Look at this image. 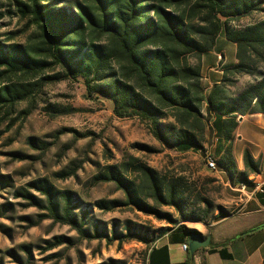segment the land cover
Instances as JSON below:
<instances>
[{"label": "trees", "instance_id": "16d2710c", "mask_svg": "<svg viewBox=\"0 0 264 264\" xmlns=\"http://www.w3.org/2000/svg\"><path fill=\"white\" fill-rule=\"evenodd\" d=\"M60 2L15 0L20 15L38 32L37 39L26 45L0 42V125L7 120L9 127L14 124L17 119L12 116L17 106L33 97L38 83L82 79L88 97L109 98L117 117L139 118L165 147L203 150L205 143L215 138L216 152L222 132L227 145L217 158L218 166L231 184H252L249 175L261 173L260 162L245 148L244 169H238L233 142L240 117L264 113V19L246 25H234L232 21L262 10L264 0H71L69 5ZM199 15L200 19L195 21ZM221 33L236 45L237 62L226 67L222 79L207 91L201 60L215 48ZM192 58L197 62L193 63ZM56 67L63 73L44 75ZM243 74L252 80L236 88ZM39 76L37 82L27 80ZM23 113L27 116L30 109ZM28 142L33 147L48 148L47 143L34 137ZM135 147L155 151L144 144ZM124 157L120 163L106 165L94 179L97 183L114 182L123 191L125 201H101L97 203L100 208L133 205L146 214L176 222L159 208L171 206L182 221L206 222L211 203L201 193H193L185 176L161 173L134 154L126 153ZM28 185L46 196L47 204L42 206L49 210L51 218L84 231L87 211L82 210L81 218L77 217V204L69 192L62 193L61 206L57 190L47 179ZM18 194L30 200V204H39L28 189H20ZM229 215L232 213L220 209L215 220ZM177 226L175 230L188 238L197 233L180 222ZM170 229L166 227L161 232ZM128 230L139 231L133 226H128ZM139 236L146 243L152 242L146 233ZM221 254L231 257L224 250Z\"/></svg>", "mask_w": 264, "mask_h": 264}, {"label": "rangeland", "instance_id": "374dc122", "mask_svg": "<svg viewBox=\"0 0 264 264\" xmlns=\"http://www.w3.org/2000/svg\"><path fill=\"white\" fill-rule=\"evenodd\" d=\"M58 1L69 5L71 0ZM262 19L264 4L262 10L233 20L232 24L246 25ZM37 32V27L20 15L15 0H0L1 43L26 45L37 39ZM192 62L196 63V58ZM59 72L63 73L56 67L44 75ZM40 77L27 80L37 82ZM251 80L248 74L241 75L236 88ZM37 89L30 100L17 106L12 116L17 120L12 126H8L9 120L0 125V264H145L146 253L162 229L180 222L207 236L220 209L234 213L246 199L238 190L242 183L231 184L219 166L212 169L207 165L208 152L219 155V151L215 152V138L206 142L203 150L171 149L163 146L139 118L117 117L109 98L88 97L82 79L38 83ZM27 109L30 113L25 116L23 111ZM30 137L47 143L48 148L33 147L28 142ZM136 144L148 145L155 151L142 150ZM126 153L138 156L161 173L185 176L193 193H201L211 203L206 222L182 221L171 206L159 208L176 222L146 214L133 205L100 208L97 203L101 201H125L123 191L114 182L97 183L94 177L106 165L122 162ZM239 166L244 169L243 163ZM38 179H47L54 185L61 206L62 193L69 192L77 204V217L81 218L82 210L87 211L83 232L50 217L49 210L42 206L47 204L46 196L28 185ZM20 189H28L39 204H30L18 194ZM128 226L139 231L131 233ZM140 233H146L152 242L141 240Z\"/></svg>", "mask_w": 264, "mask_h": 264}, {"label": "crops", "instance_id": "0c3cea01", "mask_svg": "<svg viewBox=\"0 0 264 264\" xmlns=\"http://www.w3.org/2000/svg\"><path fill=\"white\" fill-rule=\"evenodd\" d=\"M218 53L224 56V59H220L223 61L217 59ZM236 62V45L221 33L215 48L202 56L201 69L206 90L209 91L215 82L222 79L226 67ZM211 119H214V115H211ZM220 133L216 160L227 145ZM245 148H249L253 157L260 162L261 173L257 178L263 184V191L241 201L232 215L213 221L208 231L213 244L200 248L194 255L183 249V244L188 243V236L175 230L177 225L169 226L170 230L161 232L152 242L145 264H179L187 260L192 264H264V227H260L264 224V113H251L239 118L233 142L234 158L239 165L243 163ZM249 178L254 182L253 177L249 175ZM253 185L242 183L245 187ZM221 250L231 257H224Z\"/></svg>", "mask_w": 264, "mask_h": 264}, {"label": "built area", "instance_id": "2783aa9c", "mask_svg": "<svg viewBox=\"0 0 264 264\" xmlns=\"http://www.w3.org/2000/svg\"><path fill=\"white\" fill-rule=\"evenodd\" d=\"M217 59L219 61H222V60H220V53L217 54ZM205 159L207 160V162L209 163L210 166H213V167L218 169V167L216 166V157L213 154L208 152L206 154ZM258 175L259 174H250V177L254 178V185L252 187L242 186V187L238 188V190L242 192V194L246 197V199L254 196L255 194H257L260 191H263V184L258 180V178H257ZM183 249H185V250L188 249V243L183 244Z\"/></svg>", "mask_w": 264, "mask_h": 264}, {"label": "water", "instance_id": "95a60500", "mask_svg": "<svg viewBox=\"0 0 264 264\" xmlns=\"http://www.w3.org/2000/svg\"><path fill=\"white\" fill-rule=\"evenodd\" d=\"M242 118V117H240ZM260 227H264V224ZM260 227H256L260 228ZM255 229V228H254ZM252 229V230H254ZM212 244V237L210 234L207 236H203L201 233L197 232L195 234H192L188 240V249L189 252L194 255L196 253L197 249L208 247Z\"/></svg>", "mask_w": 264, "mask_h": 264}, {"label": "bare ground", "instance_id": "6f19581e", "mask_svg": "<svg viewBox=\"0 0 264 264\" xmlns=\"http://www.w3.org/2000/svg\"><path fill=\"white\" fill-rule=\"evenodd\" d=\"M222 58H223L222 55H220V59H222ZM206 162H207V160H206ZM207 165H208L210 168H212V169H217V168H215V167H213V166H210L208 162H207ZM216 166L218 167L217 160H216Z\"/></svg>", "mask_w": 264, "mask_h": 264}]
</instances>
